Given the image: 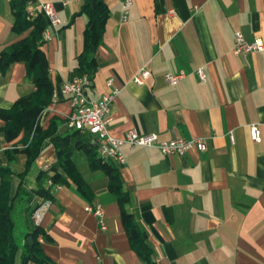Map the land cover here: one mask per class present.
Returning a JSON list of instances; mask_svg holds the SVG:
<instances>
[{
  "label": "crops",
  "instance_id": "1",
  "mask_svg": "<svg viewBox=\"0 0 264 264\" xmlns=\"http://www.w3.org/2000/svg\"><path fill=\"white\" fill-rule=\"evenodd\" d=\"M9 1L0 0V52L26 34L12 31ZM44 1L54 4L60 24L48 26L50 39H43L56 95L39 124L52 125L55 135H69L70 158L88 194L71 182L52 190L39 225L43 264H143L129 244L106 173L90 166L86 141L97 153L96 143L65 125L70 106L59 90L82 74L83 0H34V12ZM104 1L109 15L87 94L99 99L109 78L120 89L111 105L109 134L123 138L133 128L139 134L154 132L159 140L203 137L206 145L203 151L170 155L154 147L119 146L126 162L114 164L130 197L125 209L147 235L156 263L264 264V51L232 53L236 31L248 42L259 38L264 44V0H131L125 21L124 0ZM143 66L150 76L135 84L132 78ZM200 67L203 82L195 74ZM179 71L184 78L169 85L165 73ZM33 90L24 62L0 69V109H10ZM252 123L260 128V142L249 136ZM21 137L8 142L0 135V154L20 146ZM56 160L48 139L19 188H33L38 172ZM24 164L22 153L10 164L14 190ZM89 203L101 205L105 229L85 211ZM23 226L17 234L28 229ZM13 264H21V250Z\"/></svg>",
  "mask_w": 264,
  "mask_h": 264
},
{
  "label": "trees",
  "instance_id": "2",
  "mask_svg": "<svg viewBox=\"0 0 264 264\" xmlns=\"http://www.w3.org/2000/svg\"><path fill=\"white\" fill-rule=\"evenodd\" d=\"M29 1H9L13 15L12 31L18 35L26 34L8 49L0 52L1 70L13 62L22 61L26 65L27 76L34 85V90L17 98L10 109H0V118L4 121L0 135L9 142L22 133L20 146L14 145L0 154V264H13L19 250L21 264H26L29 260L43 264L44 256L39 238L44 233L39 226L32 223L31 214L42 200L52 199L53 187L45 185L48 178L53 184L63 185L71 182L82 193L88 194L86 183L70 158L69 135H55L52 125L43 129L39 124L41 112L51 102L53 85L43 50L42 33L47 26V20L41 12L28 11ZM80 12L87 16V22L83 31V50L79 54L78 62L82 73H88L92 79L96 67V51L103 40L109 13L104 0H83ZM78 133L79 131L72 130V134ZM48 139L55 147L56 163L38 172L33 188L20 190L23 177ZM86 145L90 166L103 169L108 177V188L115 195L120 207L122 224L130 246L143 264H157L147 235L139 228L133 215L125 209L130 197L122 187L119 168L113 161L99 158L95 147L89 141H86ZM19 153L25 155V164L24 169L16 173L20 183L14 190L11 181L14 172L10 164ZM50 171H53V174L49 176ZM36 198H39V201L34 203ZM23 225L28 229L23 235L17 234L16 231L24 227ZM29 236L32 238V244L27 241Z\"/></svg>",
  "mask_w": 264,
  "mask_h": 264
},
{
  "label": "built area",
  "instance_id": "3",
  "mask_svg": "<svg viewBox=\"0 0 264 264\" xmlns=\"http://www.w3.org/2000/svg\"><path fill=\"white\" fill-rule=\"evenodd\" d=\"M66 3V2H64ZM131 0H124L122 10V21L128 17V8ZM28 11L34 12L35 2L30 0L27 7ZM39 12H41L46 20L47 27L43 30V39H50L48 26H57L60 24L56 8L52 2L44 1L39 5ZM172 12V10H171ZM264 51V44L256 38L252 42L245 40L241 32L234 33L232 53L234 55L244 56L250 52ZM195 74L200 81H205V73L203 68H197ZM150 76L148 67H141L133 76L132 81L135 84L142 85ZM185 73L179 71L177 73H165V80L169 85L176 84L179 80L184 78ZM106 91L103 92L99 99H92L87 94V88L91 86V79L88 73H82L79 76L72 78L65 82L59 92L66 97L70 106V111L65 116V125L70 130H77L80 133L87 134L97 145V156L104 160H111L119 166L126 162L125 156L119 151V146L126 143L130 148L135 146L154 147L161 153L170 154H184L187 150L196 148L198 151H203L206 148L203 137H195L193 139H186L177 137L171 140H159L154 132L139 134L135 129L131 128L126 131L123 138H115L108 132V122L110 120L111 105L119 93V88L113 86V78L106 80ZM56 92L52 93V96ZM250 138L254 142L262 140L261 131L258 124L252 123L248 126ZM48 186L53 189H59L60 184H53L51 179L46 180ZM52 203V199L42 200L31 214V221L35 226H39L42 217L48 210ZM85 211L95 216L98 220L100 229H105L104 211L99 204L89 203L85 206ZM42 239L39 238V241Z\"/></svg>",
  "mask_w": 264,
  "mask_h": 264
},
{
  "label": "water",
  "instance_id": "4",
  "mask_svg": "<svg viewBox=\"0 0 264 264\" xmlns=\"http://www.w3.org/2000/svg\"><path fill=\"white\" fill-rule=\"evenodd\" d=\"M27 241L29 242V244H32V238L30 236L27 238Z\"/></svg>",
  "mask_w": 264,
  "mask_h": 264
},
{
  "label": "rangeland",
  "instance_id": "5",
  "mask_svg": "<svg viewBox=\"0 0 264 264\" xmlns=\"http://www.w3.org/2000/svg\"><path fill=\"white\" fill-rule=\"evenodd\" d=\"M23 189H25V187H24V186H23V187L21 186V187H20V190H23Z\"/></svg>",
  "mask_w": 264,
  "mask_h": 264
}]
</instances>
